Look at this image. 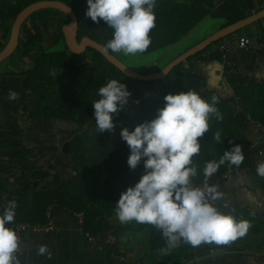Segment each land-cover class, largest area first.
<instances>
[{
  "label": "trees",
  "instance_id": "obj_1",
  "mask_svg": "<svg viewBox=\"0 0 264 264\" xmlns=\"http://www.w3.org/2000/svg\"><path fill=\"white\" fill-rule=\"evenodd\" d=\"M37 1L43 0H0V49L6 44L4 40L10 35L16 15ZM60 1L68 4L76 13L77 39L87 36L106 48L108 41L113 38V30L103 20L95 23L85 15L87 0ZM209 6V3L202 4L198 0H156V26L149 34L151 44L143 54L169 48L182 40L204 17ZM242 14L238 19L244 17ZM68 21L67 16L58 10L42 9L32 13L23 22L18 50L25 56H33L31 70L28 73L26 70L19 74H0V111L3 109L8 114H19L21 117H59L77 125L64 147V153L70 155L73 176L63 181L57 173H52L55 165L43 167L35 158L34 149L26 144L24 128L15 116H11L7 123H0V197L10 195L9 187L15 185L20 200L14 201L21 203L24 199L34 197L32 200L36 205L44 207L41 211L43 223L47 221L45 208L52 202L71 211V214L82 213L83 231L89 235L112 233L116 239L112 249L118 255H122L121 248L125 255L131 252L132 264H142L141 260L149 256L152 264H188L197 254L196 248L190 244L181 242L168 255H161L159 250L165 248L166 243L160 230L135 221L121 224L115 220V203L121 193L134 187L145 173L143 159L135 170H130L127 164L130 149L120 133L124 128L132 132L138 125L157 118L158 110L165 106L164 97L170 93L194 90L211 103L213 91L193 71V64L204 56L220 62L221 55L213 50L222 44L223 39L174 67L164 79L133 80L140 83L135 89L131 82H127L132 79L108 63L96 50L88 48L82 55L68 50L61 31ZM60 43L63 44L62 48H59ZM108 51L114 55V52ZM229 72L230 69L226 68L225 76L232 87V95L229 98L216 96L219 102L215 107L223 119L217 120L214 115H210L209 131L198 138L201 150L198 156L193 157L192 166L197 168V175L192 178L194 185L204 183L203 168L206 162L219 161L224 151L234 145L243 146L244 163L237 168L229 167L226 162L208 183H214L227 171L248 166L250 154L241 129L247 123V118L264 127V83L247 81ZM47 79H52L53 84L49 85ZM112 79L125 84L131 95L125 107L113 115V131L99 132L92 103L100 99L97 94L99 89ZM9 90L19 93V99L8 100ZM30 92L41 97L47 94V97L30 109ZM234 106L240 107L239 113H234ZM218 130L222 134V142L213 138ZM34 218L32 214L31 220L22 221L31 223Z\"/></svg>",
  "mask_w": 264,
  "mask_h": 264
},
{
  "label": "clouds",
  "instance_id": "obj_2",
  "mask_svg": "<svg viewBox=\"0 0 264 264\" xmlns=\"http://www.w3.org/2000/svg\"><path fill=\"white\" fill-rule=\"evenodd\" d=\"M87 4L85 15L95 23L103 20L113 30L106 50L135 55L150 46L149 34L156 26V0H87ZM97 94L100 99L92 103L96 126L99 132H111L115 127L113 115L125 107L131 93L125 84L112 79ZM18 99L19 93L9 90L8 100ZM164 100L165 106L158 110L157 118L138 125L132 132L124 128L120 133L130 149V170H135L143 159L145 173L115 203L118 220L121 224L135 221L160 230L166 243L159 250L161 255H168L181 242L193 248L235 242L246 235L250 225L222 214L209 203L223 199L224 194L217 185L209 186L208 180L226 162L229 167L239 168L245 160L243 146L234 145L224 151L219 161L206 162L204 187H193L192 178L197 175L193 157L201 150L198 138L209 131L210 115L223 119L215 107L219 100L212 96L208 103L194 90L170 93ZM221 135L218 130L213 138L222 142ZM256 173L264 178V163L257 165ZM16 207L15 201L10 202L0 216V264H19L14 255L19 238L12 228L5 226L14 221ZM38 255L51 259L52 253L48 246L40 245Z\"/></svg>",
  "mask_w": 264,
  "mask_h": 264
},
{
  "label": "crops",
  "instance_id": "obj_3",
  "mask_svg": "<svg viewBox=\"0 0 264 264\" xmlns=\"http://www.w3.org/2000/svg\"><path fill=\"white\" fill-rule=\"evenodd\" d=\"M198 2L209 3V10L186 34L187 36L194 29L197 30L195 33L197 39L186 48L185 52L228 25L264 9V0H198ZM242 12L244 17L238 19ZM240 37H247L251 44L245 49L232 48L228 54V61L232 67L229 73L233 72L241 78L264 83V53L261 50L264 46V18L224 37L222 43H232ZM204 58L194 62L193 71L207 84L209 74L216 63L208 57L204 56ZM220 63L224 66L221 61ZM213 96L219 97L218 91H213ZM36 97L32 96L29 102L30 109L34 108ZM11 116H15L18 122L23 121L22 115H11L2 109L0 123H7ZM20 125L24 128L27 146L34 149L35 158L39 161L40 151H46L51 159L49 164L55 165V171L52 173H57L63 181L70 179L72 163L70 155L64 153V147L77 125L56 119H52L49 123H38L32 117L26 118L25 123ZM241 135L247 147H251L250 163L244 168L232 171L227 179L219 178L213 183L224 194L223 199L216 200L215 207L222 214L233 216L237 222L247 221L250 227L244 237L228 245L212 243L197 247L195 257H198L203 264H264V178L256 173L257 165L264 163V134L256 124L247 122L241 129ZM9 193L10 195L0 197V216L10 202L20 200L17 197L15 185H10ZM32 199H24L21 203L15 201L16 215L14 221L7 227L11 225L9 228L17 234L19 224L28 223L30 227H33L45 226L51 222L53 229L48 232L28 229L17 234L19 247L14 255L19 264H132L131 252L125 255L121 248L123 256L118 255V252L107 244V233L91 235L93 238L89 240L79 230L77 219L71 211L61 208L54 202L45 208L47 221L43 223L41 211L44 207L40 206L41 204L36 205ZM226 203L229 206H225ZM32 214L35 216L32 219L34 222L22 221V219L31 220ZM40 245L48 246L52 253L51 259L47 255H38ZM112 251L123 260L113 257Z\"/></svg>",
  "mask_w": 264,
  "mask_h": 264
},
{
  "label": "water",
  "instance_id": "obj_4",
  "mask_svg": "<svg viewBox=\"0 0 264 264\" xmlns=\"http://www.w3.org/2000/svg\"><path fill=\"white\" fill-rule=\"evenodd\" d=\"M42 9H55L62 12L69 18L70 22L62 27V34L64 37L65 45L71 53L79 55L82 54L87 48L94 49L98 53H100L107 60L108 63L117 68L126 77L138 81H156L164 79L174 67H176L180 63L185 62L189 57L193 56L194 54L201 52L211 43H214L224 37H227L228 35L244 28L245 26L264 18V9H262L257 13H254L242 20L228 25L227 27L207 37L205 40L201 41L196 46L192 47L191 49L176 57L161 71L153 74H139L127 67L125 64H123L119 59L109 53V51L106 50V48L97 41L89 37H83L80 41H78L77 17L71 7L59 0H43L37 1L26 6L16 15L10 30L8 42L0 51V62L12 56V54L17 49L19 45L21 26L23 22L32 13ZM214 63L216 64L213 68V71L209 74L210 77L207 80L206 85L209 90L218 91L220 97L229 98L232 95L233 90L227 78L225 77V68L217 60L214 61Z\"/></svg>",
  "mask_w": 264,
  "mask_h": 264
},
{
  "label": "rangeland",
  "instance_id": "obj_5",
  "mask_svg": "<svg viewBox=\"0 0 264 264\" xmlns=\"http://www.w3.org/2000/svg\"><path fill=\"white\" fill-rule=\"evenodd\" d=\"M0 31L2 30L0 29ZM196 32L197 30L194 29V31L188 34L186 38L184 37L179 43L174 44L173 46L169 48H159L147 54L136 53L135 55H125L122 52H114V56L118 58L127 67H129L130 69H132L133 71L139 74L157 73L161 71L162 69H164L170 62H172L176 57H178V55L185 52L186 48L195 42V39H197V36L195 35ZM5 43H6V40H4V44ZM59 48H62L61 44ZM1 50L2 49H0V51ZM30 64H32V60H30V57L23 55L20 52V50H17L12 54V56L0 62V71L1 73L19 74V73H24L27 70L26 73H28V70H31ZM46 81L49 82V85L53 84L52 79H47ZM127 82H131V84H133L132 87H134L135 89H137L138 85L140 84L139 82H136L133 80L131 81L127 80ZM48 119H51V118H48ZM20 123L23 125L25 121L20 122ZM48 154L49 153H46V151L41 150L40 155H38L39 161L41 162V164H44L42 165L43 167H47L49 162H51V159H49L50 157H48ZM71 174H72L71 176H73V173ZM116 218L117 219L115 220H118V217ZM141 262L142 264H152L153 263L150 256L148 257V259L143 258Z\"/></svg>",
  "mask_w": 264,
  "mask_h": 264
},
{
  "label": "built area",
  "instance_id": "obj_6",
  "mask_svg": "<svg viewBox=\"0 0 264 264\" xmlns=\"http://www.w3.org/2000/svg\"><path fill=\"white\" fill-rule=\"evenodd\" d=\"M251 44V41L247 38V37H241L239 38L238 40H236L235 42H232V43H228V44H222L216 48H214L213 52H218L220 55H221V59L224 63L228 64V61H227V54L232 50L233 47H236L238 49H245L247 48L249 45ZM261 50L262 52L264 53V46L261 47ZM252 79H248L247 81H251ZM233 110H234V113L237 114L240 112V107L239 106H234L233 107ZM247 122H251V123H254L256 124L258 127L261 128L263 134H264V127L250 119V118H247ZM248 151L251 150V147H247ZM250 152V151H249ZM250 154V153H249ZM232 173V171H227L226 173H224L221 177L222 180H225L228 178V176ZM209 186L213 185V183H208ZM193 187H199V188H203L204 187V183H201V184H197V185H194L193 184ZM209 203L212 204L214 207L217 205V201H211L209 200ZM74 216L77 218L78 220V225H79V230L82 231V226H83V214L82 213H74ZM28 229H31L32 231H36V232H48V231H51L53 229V225L51 224V222H49L47 225L45 226H39V225H36V226H33V227H30V225L28 223H22V224H19L17 226V234L25 231V230H28ZM88 236V235H86ZM88 239L91 240L92 238H90L88 236ZM115 237L109 233L108 234V237H107V244L109 245H113L115 243ZM111 255L113 257H117L119 258L120 260H123L122 257H118L116 255V253L114 251L111 252ZM188 264H203V262L198 258V257H193Z\"/></svg>",
  "mask_w": 264,
  "mask_h": 264
},
{
  "label": "flooded vegetation",
  "instance_id": "obj_7",
  "mask_svg": "<svg viewBox=\"0 0 264 264\" xmlns=\"http://www.w3.org/2000/svg\"><path fill=\"white\" fill-rule=\"evenodd\" d=\"M60 1V0H59ZM61 2H63V1H61ZM63 3H65V2H63ZM66 4V3H65ZM68 5V4H67ZM69 6V5H68ZM70 7V6H69ZM72 9V8H71ZM73 10V9H72ZM74 11V10H73ZM75 12V11H74ZM76 14V13H75ZM77 17V16H76ZM68 18V17H67ZM69 19V18H68ZM70 22V20L68 21V23ZM77 22H78V19H77ZM68 23H66V24H68ZM63 27V26H62ZM61 31H62V28H61ZM77 37H78V30H77ZM87 37V36H86ZM90 38V37H89ZM78 40V39H77ZM81 40V39H80ZM80 40H78V41H80ZM62 46H63V44L62 43H60ZM60 44H59V46H60ZM64 44H65V42H64ZM18 47H19V45H18ZM18 47H17V49L15 50V51H17L18 50ZM55 48H57V46L55 47ZM88 49V48H87ZM86 49V50H87ZM85 50V51H86ZM84 51V52H85ZM84 52L82 53V54H84ZM82 54H80V55H82ZM29 57V56H28ZM33 59V56L31 57L30 56V60H32ZM31 65V64H30ZM2 74V73H1ZM32 96L34 97V96H37L36 98H35V106L34 107H36L37 105H38V102L41 100V99H43L44 97H47V94H44V95H42L43 97H41L40 96V94H37V93H34V92H30V98H29V102L31 101V99H32ZM23 118V121H25V119L27 118H29V117H22ZM31 118V117H30ZM49 117H42V116H39L38 118H34V119H36V121L38 122V123H49L51 120H52V118L51 119H48ZM54 120V119H53ZM56 120H60V121H63V122H68L66 119H61V118H57ZM22 121V122H23ZM18 122V121H17ZM18 123H20V122H18ZM71 123V122H70Z\"/></svg>",
  "mask_w": 264,
  "mask_h": 264
},
{
  "label": "bare ground",
  "instance_id": "obj_8",
  "mask_svg": "<svg viewBox=\"0 0 264 264\" xmlns=\"http://www.w3.org/2000/svg\"><path fill=\"white\" fill-rule=\"evenodd\" d=\"M241 38V37H240ZM222 39H224V38H222ZM239 39V38H238ZM237 39V40H238ZM212 44V43H211ZM222 44H228V43H222ZM222 44H220V45H222ZM219 45V46H220ZM218 53V52H217ZM219 54V53H218ZM229 54V53H228ZM228 54H227V61H228ZM80 55V54H79ZM220 55V54H219ZM221 62L224 64V67H226V68H229L230 70H231V65L229 64V61H228V64H226V63H224L223 61H222V59H221ZM184 63V62H183ZM72 215L74 216V213H72ZM75 217V216H74ZM76 218V217H75ZM77 219V218H76ZM77 223H78V220H77ZM79 226V225H78ZM82 228H83V226H82ZM85 236L86 235H88L90 238H93V236H91V235H89L88 233H85L84 231H83V229H82V231H81ZM88 236H86L87 238H88ZM115 241H116V239H115ZM116 243V242H115ZM114 243V244H115ZM114 244L111 246V245H109L110 247H113L114 246Z\"/></svg>",
  "mask_w": 264,
  "mask_h": 264
}]
</instances>
